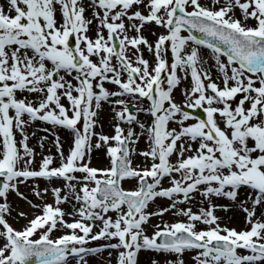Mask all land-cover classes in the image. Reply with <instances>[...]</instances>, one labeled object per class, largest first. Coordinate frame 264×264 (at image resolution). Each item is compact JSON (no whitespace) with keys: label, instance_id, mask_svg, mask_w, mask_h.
I'll return each mask as SVG.
<instances>
[{"label":"snow or ice","instance_id":"6c2138e0","mask_svg":"<svg viewBox=\"0 0 264 264\" xmlns=\"http://www.w3.org/2000/svg\"><path fill=\"white\" fill-rule=\"evenodd\" d=\"M90 6L98 21L94 40L86 35L91 21L85 19L80 0H7V11L0 5V264H32L33 259L35 264H69V256L79 264L86 255L105 247L116 250V264H137L141 250L176 254L177 260L169 264H183L179 257L186 250H198L193 257L196 264H264V0H212L211 7L200 0H91ZM236 8L242 19L235 18ZM57 12L62 17L59 26ZM152 22L166 29V34L149 43L141 30ZM129 30L136 35L130 36ZM73 36L75 46L70 47ZM141 46L154 54L151 68L141 55ZM201 47L212 53L219 84L204 66ZM91 57L98 59L94 62ZM189 76L192 86L185 90L181 106L174 102L172 92ZM105 82L117 90L109 91ZM124 97L141 104L150 101L146 109L137 111L151 116V126L145 128L137 120ZM102 102L121 106L116 115L125 123L139 124L149 142L148 150L140 155L151 160L150 167L131 166L128 145L135 144V134L129 128L125 136L119 126L114 136L99 135L95 144L99 148L100 142H116L107 148L111 167L96 169L85 162L92 137L97 135L94 117ZM184 108L203 109L206 119ZM35 121L73 134L67 155L60 151L56 137L59 167H50L51 156L43 158L39 170L30 167L33 152L25 126ZM170 122L179 127L170 129ZM14 130L21 136L22 154ZM174 153L177 159L172 163ZM73 173H83L78 191L75 184H67L80 205L69 215L79 219H64L59 205L68 197L53 188L56 206L33 205L41 208V214L22 230L7 222L11 213L8 194L15 192L23 198L18 184L36 178L77 181ZM131 178L137 181L135 190L120 187L121 180ZM164 178L170 187L161 186ZM241 188L250 190L248 200L239 202L247 229L221 227L214 211L217 207L227 211L228 206L214 205L211 198L225 197L236 203ZM196 192L209 200L207 208L198 213L180 209L186 222L156 225L151 237L144 234L149 216H162L169 210L147 213L149 202L163 197L173 201L170 208H174ZM248 202L251 210L244 206ZM109 212L116 214L115 219ZM198 224L207 227L198 230ZM58 226L71 231L52 238ZM101 239L117 242L85 247L90 240Z\"/></svg>","mask_w":264,"mask_h":264},{"label":"rangeland","instance_id":"374dc122","mask_svg":"<svg viewBox=\"0 0 264 264\" xmlns=\"http://www.w3.org/2000/svg\"><path fill=\"white\" fill-rule=\"evenodd\" d=\"M241 2H243V0H241ZM202 4H205L206 6L211 7L212 6V0H203ZM83 6L85 8V12H84L85 13V15H84L85 16V19L86 20H90L91 23L93 21H96L95 22L96 23V27L98 28V21L93 17V11H91V10L89 11L87 5H83ZM86 13H87V15H86ZM142 13L146 14V10H142ZM56 14L58 16H60V18H61L60 12H57ZM234 16H235L236 19H242L241 12H240V10L238 8L234 9ZM61 23H62V19H61V22L58 23V26ZM248 23L250 25H253V26L255 24V22H252L251 20H249ZM125 24L127 26V21H125ZM151 30H153L154 32L156 31L157 33H155V35H153L148 40L149 43H154V41L156 40V37L155 36H156V34H158V32H159V34L160 33L165 34V30H158L157 28H151V27L147 28L146 34H150L151 33ZM103 32H104L105 35L107 34V30L106 29H104ZM128 34L130 36L136 35V33L133 32V31H131V30H129V33ZM141 35H142V32H141ZM95 38H96V35L94 36V39ZM143 48H145L146 50H148L146 47L141 46V55L142 56L144 55V51H146V50H143ZM131 54H132L131 51H129L128 52V55L131 56ZM208 56L210 57V58H208V60L203 59L206 62L204 66L209 71V74L211 75L212 79L219 84L220 83V79L218 78L219 73H218V69L216 68V65H215V60H214V58L212 56V53L208 54ZM221 58H222V61H226V59L224 57H221ZM91 59H93V61L95 62L98 58L97 57H91ZM148 59L152 63H155L154 57L150 58V57L146 56V60H148ZM115 63H116V61H115V59H113V64H115ZM180 74H181V76L184 75L181 72H180ZM73 83H75V81H73ZM180 83H181V85H180L179 89L177 90V92H175L176 94H175V100H174V102L177 103L178 105L183 106L184 103H185L184 92H185V90L190 89L191 86H192V81H191L190 76L187 79H181V82ZM23 95L29 96L30 99L34 98V94L33 95H29L28 93H24ZM63 101L66 104V101L65 100H63ZM142 119H143V116H139L140 123H143L145 125V128H147L148 127L147 124L144 123V122H142L141 121ZM192 122L193 121L190 120V121H186L185 123L188 124V123H192ZM99 127H103L102 124H99ZM168 127L171 129V128H178L179 126L177 124L173 123V122H170V124L168 125ZM221 127H223L222 124H221ZM131 129H132L133 133L136 134L135 131H134V129L133 128H131ZM99 130L100 129L97 130V125H96L95 132H96L97 135H103V133H105L104 134L105 136L111 137L115 133V129H112L110 131H106V130L103 131L102 130V132H100ZM124 131L127 133L128 129L126 130V128H125ZM136 131H139L141 134H143L142 133V130L140 128H138ZM46 133H47L46 135L48 136V138L51 140V138H52L51 133L49 131H47ZM52 140L54 141L53 138H52ZM53 141L48 144V146L46 147V150H45V148L42 145H38V144H28V147L33 152L32 163L30 165V167L33 170H38L39 169V166H40V164H41V162L43 160V158L46 157V156H49L47 154V152H48V150L50 148H52L54 146V142ZM97 142H99L98 139L95 136L92 137V149H91L90 154H86V156H85V162L88 163V166L89 167L96 168V169H107V168H110L109 167L110 166L109 163H105L104 162L105 165L102 164L103 162H102V159L100 157L97 158V160H98L99 163L95 164L94 162H92V156H93V154L97 150H102L103 151L102 154H105L106 155L107 148L109 146H115V144L113 143V140L110 139L109 142H108V145H105L102 142H100L101 143V146L99 148H97V147H95V144ZM72 144H73V139L68 141V144L66 145V148H67L66 151H64V149H65L64 146H63V148H61V150L63 152H65L64 153L65 155L68 154L69 149L72 146ZM148 146H149V143L146 144V147H144L142 149V152L147 151L148 150ZM104 151H106V153ZM191 154L192 153H185V155H191ZM105 155H104V157H105ZM57 157H60V156L57 155ZM139 157H141V156H139ZM24 159H28V157H25ZM144 159L146 160L145 167H149L150 162L148 161V159H146V158H144ZM176 159H177V156L174 155L171 158V162L172 163H175L176 162ZM52 161L53 162L50 165L51 168H55V167H59L60 166L61 160L59 162H54V160H52ZM22 165H23V161H21V164L19 166H22ZM82 176L83 175H81V176L76 175V177L78 178V180L75 181V183H73V184L76 185V190L77 191L79 190V186H80L79 178L82 177ZM177 178H178V176H177ZM166 180H168V178H164L163 179V181L165 183H166ZM165 183H162L161 186H165ZM17 187H18V191L23 194V198H25V197L31 198L33 202H32V204H28L27 202L24 201L23 198H21V196H18L15 192H10L8 194V195L13 194V198L10 201L7 200V202L9 204L10 209H11V212H14V210H15V212H14L15 213V216H12L11 217L10 222L16 228H18L20 230L23 229V227L28 223L29 220H31L36 215H40L41 214V208L40 207H34L33 205L40 206V205H44V204H52L53 206H56L55 205V198H54V195L52 193V189L53 188H59V189H61V196L62 197L63 196H67L68 197V200H66L64 203H62V204L59 205V207L65 213L64 219L67 222H73V220L79 219L78 216L69 215L70 213H73L74 207L75 208H79L80 205L75 201L74 194L67 187V185L65 186V184L59 183V181H54V182H47V183H39V182L38 183H31V184H25L23 186H22V183H21V184H18ZM136 187H137V185L134 182H130V183L126 184V189H129V190H133ZM166 187H168V184L166 185ZM45 188L48 189L47 192L44 191ZM36 191H39L41 193V195L40 196H37L35 194ZM42 191H43V193H42ZM194 200H196V201H194ZM200 201H201V204L199 203ZM237 201H238L237 202V205L239 206L240 200L238 199ZM0 202H2V200H0ZM171 204H172V202H169L167 200H161V199H158L157 202H153V205L151 204L150 211H148V212H151V211L158 212L160 209H169V210L168 211H165L164 214L162 216H160L161 218L157 221V223L155 225H150V223H151V221H150V223L148 224V227L146 226V228L144 229L145 230L144 232H146L149 237H151V235H152V230L153 231H156V228H155L156 225H160L162 227L165 223L171 224V223H176V222H179V221L180 222H186V219L187 218L184 217L183 215H180L179 214L180 209H183L182 207L190 208L194 213H198L200 211V209L207 208V206H208L207 199H205L201 195L195 196L192 200H190V201L188 200L184 204L178 203L176 205V207H174V208H170V205ZM245 207H247V206H245ZM240 208L241 207L239 206V210L241 211L242 216L243 217L246 216L245 215V212L242 209H240ZM21 212H23L25 215L24 216H20L19 213H21ZM216 213L219 214L218 212H216ZM217 214H216V216H217ZM107 215L108 216H111L113 219H115V216H116V214L114 212H109ZM15 219H16V221H18L17 223L14 222ZM97 223H99V222H97ZM219 223H220V225L222 227H227L225 225H222L223 224L222 222H219ZM206 227L207 226H205V228ZM228 227L236 228L234 225H228ZM247 227H248V225L246 224L245 229H247ZM200 228H203V226L200 225ZM59 229L60 228L57 227V229L54 230V232L56 233L57 231H59ZM62 230H65V231H62L61 233L59 231V232H57V234H54V235L52 233V235H51L52 238H58L59 236H61L64 233L67 232L66 229H62ZM97 230L98 229L95 228L93 230V233H95ZM115 242H117V241H115V240H112V241H109V240L103 241V243H99L100 246H98V248H101L104 245H107L109 243H115ZM85 247H87V246L85 245ZM108 254H109V252L108 253L107 252H104L103 254H101L97 258L89 257V256L84 257V260L83 261H80L79 264H110V260L111 259L108 257ZM191 260L193 261L192 264H196V262H194V259H191ZM69 264H78V260L75 259L73 261H70Z\"/></svg>","mask_w":264,"mask_h":264},{"label":"bare ground","instance_id":"6f19581e","mask_svg":"<svg viewBox=\"0 0 264 264\" xmlns=\"http://www.w3.org/2000/svg\"><path fill=\"white\" fill-rule=\"evenodd\" d=\"M0 5L5 6V1L4 0H0ZM90 31L93 30L92 26L89 28ZM92 39L94 37L93 34L89 35ZM100 118H101V123L104 124V127L107 130H111L113 129V123L115 122L114 117H112V115L110 114V108L107 105L101 104V108H100ZM99 118V119H100ZM118 126V125H117ZM45 128H47L45 125H36V124H32V125H28L27 127H25V132L28 136V140H27V144H38V145H42L43 147H47L49 143H51L52 141L46 137V135L44 134V130ZM36 130V131H34ZM16 134V133H15ZM56 137H59V142L60 145H63L64 143L67 142V139L69 137V133L66 131H58ZM18 148H20V141H21V136L18 132ZM54 139V143H55ZM140 145H142V148L146 146V142H144L145 140L142 139L139 140ZM138 141V142H139ZM19 142V143H18ZM66 146V145H65ZM192 147H194V144L192 145ZM63 152V151H62ZM102 150H97L93 156H92V162H94L95 164L99 163L97 158L100 157L102 159V164L105 163H109L110 164V158L108 157V155H106L104 157L105 154H102ZM48 154H51L52 156H57V154H59L58 150L56 147H52L48 150ZM100 159V160H101ZM134 161L136 164L140 165L141 159L138 155H135L134 157ZM105 165V164H104ZM35 183V182H33ZM247 192H244V194H246ZM13 198V194H10L8 196V200L10 201ZM243 196L240 197V199H242ZM211 203L214 205H226L228 206V210L224 211L223 209L217 207L219 209V214L218 217H220V220L222 222H224L225 225H236L239 229H244L245 227V219L241 214V211L239 210V207L236 203L233 202H228L226 200H224L221 197H217L216 199H211ZM259 213H261V209L258 206L257 210H256V215ZM152 213V212H150ZM8 216H15L14 212H11ZM260 216V214L258 215ZM149 220L151 221L150 225H155L157 223V221L159 220L158 216H150ZM172 224V223H171ZM147 226V225H146ZM198 230H200V228L197 226ZM197 254L195 252H185L184 254H182L179 259L183 260V264H191L192 260L190 259V257H194ZM108 257L111 259V263L116 262V253H109ZM138 257V263L137 264H153V261L156 262V264H169V261L175 262L177 260V255L174 253H152V252H142L139 253L137 255Z\"/></svg>","mask_w":264,"mask_h":264},{"label":"water","instance_id":"95a60500","mask_svg":"<svg viewBox=\"0 0 264 264\" xmlns=\"http://www.w3.org/2000/svg\"><path fill=\"white\" fill-rule=\"evenodd\" d=\"M193 34L196 35L197 37L200 36V33H196V32H194Z\"/></svg>","mask_w":264,"mask_h":264}]
</instances>
